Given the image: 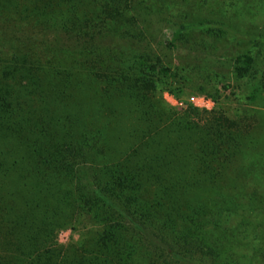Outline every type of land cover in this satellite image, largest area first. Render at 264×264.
Segmentation results:
<instances>
[{"label": "trees", "instance_id": "obj_1", "mask_svg": "<svg viewBox=\"0 0 264 264\" xmlns=\"http://www.w3.org/2000/svg\"><path fill=\"white\" fill-rule=\"evenodd\" d=\"M61 2L74 12L63 20L72 22L54 21ZM133 2L92 0L86 13L79 0H0V21L31 24L42 37L23 48L0 37V264L235 262L219 217L249 209L255 123L232 118L220 101L203 127L189 110L166 109L160 85L181 99L174 82L183 77L153 51L144 52L146 76L104 68L110 31L138 44L148 38ZM46 31L77 33L83 40L73 47L93 58L63 62L67 49L60 38L42 36ZM195 31L232 30L214 18L176 24L168 47ZM232 59L240 77L255 68L251 48ZM113 125L118 136L108 129ZM253 209L264 212L262 202ZM84 214L96 226L79 245L58 246L57 229Z\"/></svg>", "mask_w": 264, "mask_h": 264}, {"label": "rangeland", "instance_id": "obj_2", "mask_svg": "<svg viewBox=\"0 0 264 264\" xmlns=\"http://www.w3.org/2000/svg\"><path fill=\"white\" fill-rule=\"evenodd\" d=\"M91 3L92 0H79L80 11L86 12ZM133 3L137 9L135 13L147 29L148 38L138 44L137 38L131 37V40L123 31L125 35L118 32L112 34L114 30L110 31L108 38L103 39L102 43L107 55V62L103 60V67L110 71H135L146 76L149 68L144 52L148 54L153 51L157 61L171 66L183 77L179 82H174L175 88H183L181 99L164 91L163 85H160L159 98L166 109L175 110L178 114L189 110L191 122L203 127L212 117V112L217 110L220 101L226 104L232 118L242 119L244 123H255L253 136L257 135L259 145L250 156L252 166L246 173L247 187L254 190L247 195L249 209L234 207L231 211L223 212L219 222L221 228L233 238V264H264V212L253 209L261 202L264 208V43H256V40L264 38V0H134ZM65 6L61 2L59 7L53 9V14L62 13L54 21H70L63 20V16L74 18V12L67 11ZM210 18L221 21L232 31L222 36L195 31L178 41L175 49L168 47L176 24L197 23ZM28 26L31 24H22L14 19L0 21V37H4L9 45L14 44L21 48L26 43L28 46L32 45L34 35L39 34V40L42 41L39 29ZM41 34L50 42L54 38H60L59 46L67 49L61 58L63 62L87 58L81 57V49L73 47L78 40H83L77 33L73 37L64 32L61 35L59 32L52 34L48 31ZM249 48L256 60L255 68L245 77H240L232 57L234 53ZM91 58L93 56H88L87 59ZM127 59L129 64L126 63ZM130 65L133 67L128 69ZM135 67L139 69L136 70ZM62 68L77 73L65 66ZM191 106L193 111L190 110ZM108 129L112 135L118 136V133L114 134L118 130L114 125ZM122 143L115 144L113 148L118 146L119 149ZM115 151H112V155L108 154L107 159L115 158L119 153L115 154ZM254 158L261 160L254 161ZM260 161L263 162L262 166H259ZM91 215L84 214L77 221L72 220L68 226L57 229V245H79L83 233L96 226V223L90 221Z\"/></svg>", "mask_w": 264, "mask_h": 264}]
</instances>
